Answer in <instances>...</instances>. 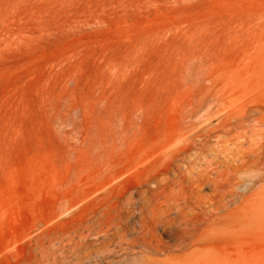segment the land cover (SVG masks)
<instances>
[{"label":"rangeland","instance_id":"rangeland-1","mask_svg":"<svg viewBox=\"0 0 264 264\" xmlns=\"http://www.w3.org/2000/svg\"><path fill=\"white\" fill-rule=\"evenodd\" d=\"M0 264H264V0H0Z\"/></svg>","mask_w":264,"mask_h":264}]
</instances>
